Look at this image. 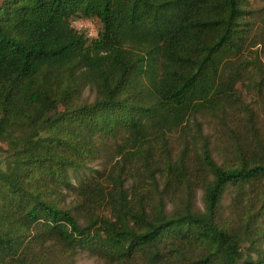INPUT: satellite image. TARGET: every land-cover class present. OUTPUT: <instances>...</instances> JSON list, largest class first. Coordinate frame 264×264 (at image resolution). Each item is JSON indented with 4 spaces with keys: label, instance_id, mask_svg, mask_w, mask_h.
<instances>
[{
    "label": "trees",
    "instance_id": "16d2710c",
    "mask_svg": "<svg viewBox=\"0 0 264 264\" xmlns=\"http://www.w3.org/2000/svg\"><path fill=\"white\" fill-rule=\"evenodd\" d=\"M257 1L0 0V264H264Z\"/></svg>",
    "mask_w": 264,
    "mask_h": 264
},
{
    "label": "rangeland",
    "instance_id": "374dc122",
    "mask_svg": "<svg viewBox=\"0 0 264 264\" xmlns=\"http://www.w3.org/2000/svg\"><path fill=\"white\" fill-rule=\"evenodd\" d=\"M255 6L257 8H261L262 9V13H261V17H259L260 21H259V25H258V31H260L262 34H264V0H258L255 4ZM94 23L97 25V27L100 25L99 21H94ZM99 24V25H98ZM262 43L260 45H258L256 48H254L253 50L259 51V56L260 58L263 60L264 62V37L262 39ZM262 118L264 120V110L262 111ZM209 123L206 124L205 126V132H210L211 133V129H209ZM7 145L3 142V140L0 137V148H5ZM1 155V153H0ZM92 168L94 169V171L92 172L95 176H97V174L95 173L98 170H101L102 168L100 167V163H94L92 165ZM91 172L89 171V169H83L80 170L77 173H72V179L74 184L78 185L79 182L83 179L86 178L87 176H89ZM231 198H232V190H229L227 192V194L225 195L224 199H223V205L227 206V210H226V214L227 216L229 215V209H228V205L231 203ZM76 202V197L74 195L73 192H70V195L68 197V204H70L71 206H74ZM196 202L197 204L202 208L203 207V192L201 190L197 191V195H196ZM77 264H99V261L95 258V257H91L87 254V252H81L78 256V260H77Z\"/></svg>",
    "mask_w": 264,
    "mask_h": 264
},
{
    "label": "built area",
    "instance_id": "2783aa9c",
    "mask_svg": "<svg viewBox=\"0 0 264 264\" xmlns=\"http://www.w3.org/2000/svg\"><path fill=\"white\" fill-rule=\"evenodd\" d=\"M72 27L80 33H84L89 38H97L99 36V28L91 19L72 18Z\"/></svg>",
    "mask_w": 264,
    "mask_h": 264
}]
</instances>
